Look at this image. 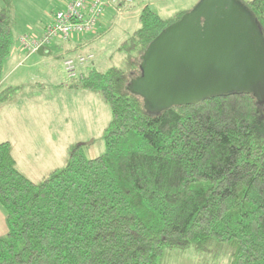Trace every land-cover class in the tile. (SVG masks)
Returning <instances> with one entry per match:
<instances>
[{"label": "trees", "instance_id": "obj_1", "mask_svg": "<svg viewBox=\"0 0 264 264\" xmlns=\"http://www.w3.org/2000/svg\"><path fill=\"white\" fill-rule=\"evenodd\" d=\"M244 4L264 36V0ZM185 14L164 19L144 6L118 48L126 67L94 65L69 84L100 92L111 109L102 156L76 146L64 169L35 183L0 142V264H159L166 250L212 246L230 264H264V103L234 93L154 114L128 89L150 43ZM15 34L0 7V85Z\"/></svg>", "mask_w": 264, "mask_h": 264}, {"label": "rangeland", "instance_id": "obj_2", "mask_svg": "<svg viewBox=\"0 0 264 264\" xmlns=\"http://www.w3.org/2000/svg\"><path fill=\"white\" fill-rule=\"evenodd\" d=\"M71 1L12 0L7 5L0 0V7L7 8L15 33V23H18V28L19 24L22 26L19 41L24 46L22 37L38 39L34 35L37 33L36 25H49L54 13L64 10L66 4ZM134 1L135 7L130 11L133 18H129L126 11L123 16L119 15L117 10L108 14L107 23L112 29H107L104 35L93 42L90 45L91 50L83 52L94 51L99 58L97 62L87 63L89 68L95 65L105 71L110 67H126L124 53L118 48L139 29L138 15L144 6L150 5L162 18L169 19L178 13L190 12L200 0ZM241 1L245 3L250 0ZM112 34L116 38L114 41ZM86 35L87 38L94 36L92 32ZM79 36L75 34L72 37L76 41ZM61 40L56 38L51 42L50 54L39 56L37 52L39 55H34L17 67V73L28 71L23 82L18 85L20 90L7 94L0 102L5 108H0V142L11 144L18 168L35 183H41L53 171L64 169L71 151L76 146L81 145L89 159L100 157L106 151L105 131L112 118L111 109L98 91L89 92L88 95L83 93L80 97L66 88L67 83L75 82L78 77L68 78L62 69L65 50ZM8 85L10 84L1 87L0 93L5 91ZM41 102L47 103L48 108L45 106L42 109ZM14 112L18 113L17 120H12ZM7 234V216L4 208L0 206V237ZM230 263L231 256L228 251L214 246L206 252L197 251L194 247L166 250L159 260V264Z\"/></svg>", "mask_w": 264, "mask_h": 264}, {"label": "water", "instance_id": "obj_3", "mask_svg": "<svg viewBox=\"0 0 264 264\" xmlns=\"http://www.w3.org/2000/svg\"><path fill=\"white\" fill-rule=\"evenodd\" d=\"M141 70L128 89L154 114L234 93L264 103V36L241 0H200L150 43Z\"/></svg>", "mask_w": 264, "mask_h": 264}, {"label": "crops", "instance_id": "obj_4", "mask_svg": "<svg viewBox=\"0 0 264 264\" xmlns=\"http://www.w3.org/2000/svg\"><path fill=\"white\" fill-rule=\"evenodd\" d=\"M109 1L111 2V0H109ZM70 3L71 2H68L66 4L65 8H67ZM134 7H135V1L134 0H116L114 2L112 0V3L108 4V6H107L108 9H107L105 15L102 16V18L100 20V24L97 26L96 31L92 32L93 35H94L93 37L87 38L86 37L87 35L85 34V36L83 35V36L77 37L76 41L74 40L73 37L70 40H68V41H65V40H61L60 41L62 43V45L64 44V50H65V52H64V57L65 58L63 57V60L68 58V57H76L79 54H92V55L95 56L94 60L92 62L94 63V62L99 61V58L96 57L94 51H91V52H88V53H83V52H85V50H91L90 45L93 42L97 41L100 36L104 35V33H106L107 29H109V30L112 29V27H109L110 26L109 23H107V21H109V15L111 13H115L116 10H118L117 12L119 13V15L123 16V14H125V11H126L129 14V18H133L134 16L131 17L132 14H131L130 11H132L134 9ZM65 8H64V10H65ZM108 11H109V13H108ZM138 17H139V15H138ZM53 18H54V16L52 17V19ZM52 19L50 20L51 23L49 25H44V24L36 25L37 33L34 34V35H36L35 37L41 38L44 35L45 30L53 23ZM15 24L17 25L18 23L16 22ZM16 25H15V27H16V34H17V40H16L17 42H16L15 46L13 47L11 55L5 61V64H4V67H3V81H2V83L0 85V88L5 86L6 84H10V85H8L9 87H7V88L16 89L18 91V90H20L19 89L20 87L18 85L23 82V78L25 77V74L28 71H21V72L17 73V71H18L17 67L21 66V64L24 61L29 60L30 58H32L37 53L30 54L28 49L24 48V46L21 45V43L19 41V38H20V36L22 34L21 31H20L22 26L19 24L20 27L18 28V25L17 26ZM112 25H114L113 22H112ZM87 34H89V33H87ZM88 37H89V35H88ZM111 38H113V41L116 39L113 34L111 35ZM50 45L51 44L46 46L42 56H44L46 54H50V52H51V49L49 47ZM37 55H39V54H37ZM39 56H41V55H39ZM88 63H90V62H88ZM87 68H89L87 63L84 64V65L79 66V68H78V77L79 78H82V76L87 72V71H85V70H87ZM62 69L65 72L64 61L62 63ZM65 74H66V72H65ZM69 84L70 83H67L65 85L66 88L70 89L71 91H74L76 93L75 94L76 96L78 94L81 97V95L83 93H85V95L89 94V92H87V91L78 90V89H72V88L69 87ZM32 97L33 98L35 97L34 93L32 94ZM41 103H42V105H41L42 109H44L45 106L48 108V104L47 103H44V102H41ZM24 105H25V103H24ZM0 108L5 109L3 107V105H2V103L0 104ZM11 110H12V108H11ZM12 116H14L12 120H15V119L17 120L18 113L14 112L12 114ZM13 156H14V154H13ZM15 161H16V159H15ZM16 164H17V162H16ZM17 167H18V165H17ZM4 232L5 231H3V233Z\"/></svg>", "mask_w": 264, "mask_h": 264}, {"label": "built area", "instance_id": "obj_5", "mask_svg": "<svg viewBox=\"0 0 264 264\" xmlns=\"http://www.w3.org/2000/svg\"><path fill=\"white\" fill-rule=\"evenodd\" d=\"M107 4V0H72L65 10L54 13L53 23L41 38L22 37L21 42L30 53H37L56 38L68 41L75 34L95 32ZM94 57L92 54H79L66 58L64 69L68 78L78 77L79 66L92 61Z\"/></svg>", "mask_w": 264, "mask_h": 264}]
</instances>
